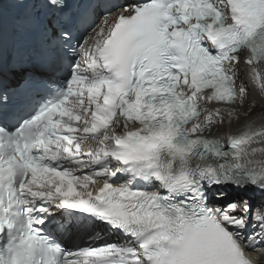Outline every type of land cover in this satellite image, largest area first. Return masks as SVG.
I'll list each match as a JSON object with an SVG mask.
<instances>
[{
    "label": "snow or ice",
    "instance_id": "1",
    "mask_svg": "<svg viewBox=\"0 0 264 264\" xmlns=\"http://www.w3.org/2000/svg\"><path fill=\"white\" fill-rule=\"evenodd\" d=\"M253 92L264 0H0V264H257Z\"/></svg>",
    "mask_w": 264,
    "mask_h": 264
},
{
    "label": "bare ground",
    "instance_id": "2",
    "mask_svg": "<svg viewBox=\"0 0 264 264\" xmlns=\"http://www.w3.org/2000/svg\"><path fill=\"white\" fill-rule=\"evenodd\" d=\"M249 99H255L256 105L253 108L250 115L242 118L238 123H234L230 128H227L224 134H227V131H235L237 128L241 127L244 123H248L249 121L260 123L264 120V110H262V106H264V99L261 98L258 92H253ZM213 132L220 131L219 129L214 128ZM231 195L234 198L243 197V199H252L256 203H259L264 197L261 196L259 192L249 191L247 193H236L232 192ZM254 258H258V263H264V254L261 253H251Z\"/></svg>",
    "mask_w": 264,
    "mask_h": 264
}]
</instances>
